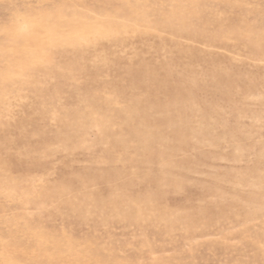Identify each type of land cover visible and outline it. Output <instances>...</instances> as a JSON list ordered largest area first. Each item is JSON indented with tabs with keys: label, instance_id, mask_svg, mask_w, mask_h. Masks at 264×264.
Returning <instances> with one entry per match:
<instances>
[{
	"label": "rangeland",
	"instance_id": "1",
	"mask_svg": "<svg viewBox=\"0 0 264 264\" xmlns=\"http://www.w3.org/2000/svg\"><path fill=\"white\" fill-rule=\"evenodd\" d=\"M0 264H264V0H0Z\"/></svg>",
	"mask_w": 264,
	"mask_h": 264
}]
</instances>
